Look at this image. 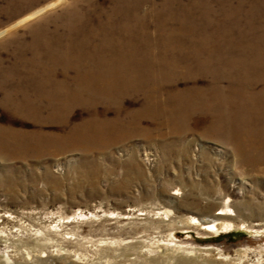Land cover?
I'll list each match as a JSON object with an SVG mask.
<instances>
[{
    "label": "rangeland",
    "instance_id": "obj_1",
    "mask_svg": "<svg viewBox=\"0 0 264 264\" xmlns=\"http://www.w3.org/2000/svg\"><path fill=\"white\" fill-rule=\"evenodd\" d=\"M164 27L175 28L173 47L158 46ZM3 31L0 264H45L39 258L47 257L54 264H150L173 244L198 250L191 255L198 262L264 264V161L242 162L233 138L246 134L264 144V114L232 112L223 130L211 116H228L229 105L198 104L170 126L164 116L144 114L139 88L83 94L58 111L40 96L46 78L75 85L67 60L78 49L95 55L92 47L111 36L134 41L140 65L163 55L164 86L176 80L178 90L201 87L210 97L219 74L227 77L220 91L230 94L239 81L263 77L259 95L264 0H0ZM146 39L157 43L148 58ZM93 121L105 123L106 132L82 138L76 128ZM72 132L78 138L69 139ZM224 201L245 207L239 228L181 229L187 210L209 215L221 212Z\"/></svg>",
    "mask_w": 264,
    "mask_h": 264
},
{
    "label": "bare ground",
    "instance_id": "obj_2",
    "mask_svg": "<svg viewBox=\"0 0 264 264\" xmlns=\"http://www.w3.org/2000/svg\"><path fill=\"white\" fill-rule=\"evenodd\" d=\"M51 5H48V7ZM45 9H41L37 11L36 13L32 14L29 18L32 19L31 18L32 16L36 15L39 12H42L43 10L45 11ZM122 29L123 32L125 33L130 32L129 28H127L125 25L122 27ZM4 31L1 32L0 34H3ZM175 32H176L175 28L170 29L164 27V29L161 30L159 34L160 39L158 41V46L161 44L166 48H170L173 47L174 44L178 43V41L175 39L176 37ZM147 44L148 45H146L147 47L146 50H148V54L147 52H145V54L148 58L152 54L151 47L152 46L155 47L157 43L149 39V41H147ZM134 48H136L134 41L131 42V40L124 38L123 36H118V37L111 36L108 39L107 38L103 39L101 43L94 45L92 47L91 52L92 54H95L93 56L88 55L84 51L80 52V49H78L79 52L77 51L75 53V56H73L70 60H67L68 63L67 67L73 69L76 73L73 80L75 85L71 84V86H68L67 84L68 79L65 76L63 80H53L52 78H46L40 82L41 84L40 87L41 88L43 87L40 90L41 91L40 96L48 100V104L51 105V107H53V111H58L61 108L70 106V104L75 100V98L83 94L90 93L93 95L108 96L116 93L121 94L124 93L125 91H130L131 89L139 88V90L143 91L144 96L147 99L146 102L147 109L146 108L144 109V114L150 115V117L154 119L155 117L157 118L160 115L161 117L164 116L165 122H167L168 125L170 126L176 125V123L174 122L177 119L184 120L185 118H187L189 115V110L193 106H197L198 104H202L206 108L213 107L214 109L217 105L220 107H222L225 104L229 105V109L232 110H229L228 116L220 115L218 113L214 114L216 115L215 117L211 116L214 119V123L217 126L222 127L223 130L226 129L225 128L226 126L224 127L223 125L227 124L223 122L224 118L228 122H231V118H229L230 117L229 115H231L232 112L250 108L253 111H256L257 113L264 114V92L259 95L256 94L257 92L254 93V91L257 90L258 84L263 82L262 81L263 77L259 80H256V83L253 84L246 83L245 81H239V88L234 90L230 94V93H223L220 91L219 84H221L224 81V79H226L227 77L225 75L221 76V74H219V77L216 78L215 80L216 81L215 87L217 91L209 97V95L205 93V90L201 87H195L188 91L178 90L175 84L177 83L176 80H174L173 83L172 82L169 83L170 85L164 86L162 84L163 81L162 73L165 64L160 62L163 60L166 61L164 59V56L163 55L158 56L157 58L158 62L152 61L147 64L143 63L140 65L138 62L135 61L137 58L136 52L138 53V51H136ZM170 66L175 69L178 68L177 64H171ZM229 78L230 77H228V79ZM162 96H164V99H162ZM245 102L251 105L249 107H243L245 106ZM152 110L156 112L152 113ZM104 124L99 123L98 121L88 122L83 126L81 124V127L79 129L76 128V130L81 134L80 136L82 138L88 140L92 138H97L101 134H104L107 130ZM246 136H247L246 134H242V135L239 134L233 137V138L235 137L237 138L234 139L235 140L234 145L235 148L237 149V153L241 157L242 162H247L252 165L260 164L261 162L264 161V155L257 156V150H261L264 147V144L260 142L256 143L253 140H251L250 137H246ZM68 138L76 139L78 137L76 136L75 132H72L68 136ZM247 153H249L248 158L245 157L247 156ZM173 198L174 195L170 196V199ZM223 204L224 206L225 205L226 206L225 208L222 207L223 209H221V212H214L213 214H209V215H206L208 210L202 212L187 210L189 215L185 217V219H179L178 221L183 224L181 229H190V228L192 229L193 227H195L197 230L199 229V231H201L202 234H209V233L219 234L220 232H223L225 230H229L232 228L235 229V227L239 228L240 226H242L241 225L242 223L240 225L238 224L236 225L235 222L239 220L238 218L242 216L245 207L244 208L243 206L242 208L240 206L238 207L236 205H233L232 202H229L227 205L225 201L223 202ZM231 207L234 208L236 207V208L234 210L231 209ZM204 216H206L207 219L206 218L203 219ZM175 222L176 220L174 219H170V218L168 219V224L172 226L174 225L175 227L172 230L177 229ZM57 227L58 229L61 228V226L59 225H57ZM58 229L52 231V234L53 232L54 234H58V232H60ZM43 230L45 231V229ZM50 230L48 231V234L43 233L42 235L43 239L46 238L43 237L45 235L49 237V234L51 233ZM38 231L40 232L42 231V229ZM173 234L174 233H172L171 235L174 237ZM40 236L41 235L39 234V237ZM39 242H41V240ZM36 245L37 244L35 243V246ZM175 245L176 244H173L171 245L172 247L170 246L169 248L163 250L159 254V259L151 260V261L148 260L147 263L215 264V262L206 261V260H202V261L200 260L201 262H198L197 258H192L193 256L191 257L192 254L195 253L197 254L196 251L198 250L188 249L186 247L184 248L183 246H175ZM41 246L43 247V245ZM209 249H211V247ZM263 252H264L263 250L260 251V253ZM39 260L40 262L45 264L46 263L54 264L51 258L49 257L45 259L39 258Z\"/></svg>",
    "mask_w": 264,
    "mask_h": 264
}]
</instances>
